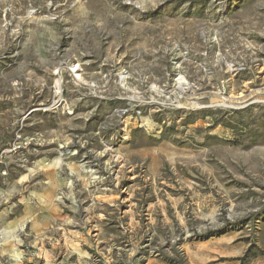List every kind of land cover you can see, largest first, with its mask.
I'll use <instances>...</instances> for the list:
<instances>
[{
    "label": "rangeland",
    "instance_id": "obj_1",
    "mask_svg": "<svg viewBox=\"0 0 264 264\" xmlns=\"http://www.w3.org/2000/svg\"><path fill=\"white\" fill-rule=\"evenodd\" d=\"M17 132L0 264H264V0H0Z\"/></svg>",
    "mask_w": 264,
    "mask_h": 264
},
{
    "label": "built area",
    "instance_id": "obj_2",
    "mask_svg": "<svg viewBox=\"0 0 264 264\" xmlns=\"http://www.w3.org/2000/svg\"><path fill=\"white\" fill-rule=\"evenodd\" d=\"M68 71L71 74L76 72V68H70ZM29 142L22 137L21 133L17 132L12 143L5 149L0 150V179H4L8 175L7 161L12 159L16 153L25 149Z\"/></svg>",
    "mask_w": 264,
    "mask_h": 264
},
{
    "label": "crops",
    "instance_id": "obj_3",
    "mask_svg": "<svg viewBox=\"0 0 264 264\" xmlns=\"http://www.w3.org/2000/svg\"><path fill=\"white\" fill-rule=\"evenodd\" d=\"M47 200H48V198H47ZM29 202H31V199L30 198H28L27 199V201L25 202V200H21L20 201V203H26V204H29ZM28 206V205H27ZM12 207H14V204L13 205H11V207H8V209L9 210H11L12 209ZM46 210H48V208H46ZM9 217V214H8V212H6V209H5V212L3 211V212H0V221H2L4 218H8ZM8 220L9 219H7V225H6V228L7 229H10V230H14V226H15V223H16V220H11V221H9L8 222ZM0 226H2V224H0ZM34 226H40L39 224H37V222H35V224H34ZM7 238V236H6V234H4L3 233V231H0V242L2 241V240H4V239H6Z\"/></svg>",
    "mask_w": 264,
    "mask_h": 264
},
{
    "label": "bare ground",
    "instance_id": "obj_4",
    "mask_svg": "<svg viewBox=\"0 0 264 264\" xmlns=\"http://www.w3.org/2000/svg\"><path fill=\"white\" fill-rule=\"evenodd\" d=\"M178 84H179L180 88L187 86L186 81L182 77L178 78ZM57 85H58V89H59V82L58 81H57Z\"/></svg>",
    "mask_w": 264,
    "mask_h": 264
}]
</instances>
